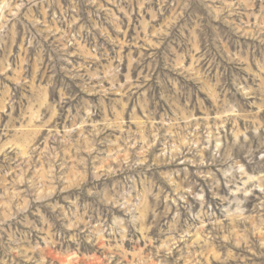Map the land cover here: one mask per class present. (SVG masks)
I'll use <instances>...</instances> for the list:
<instances>
[{
	"label": "rangeland",
	"instance_id": "1",
	"mask_svg": "<svg viewBox=\"0 0 264 264\" xmlns=\"http://www.w3.org/2000/svg\"><path fill=\"white\" fill-rule=\"evenodd\" d=\"M0 264H264V0H0Z\"/></svg>",
	"mask_w": 264,
	"mask_h": 264
}]
</instances>
